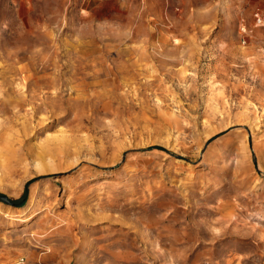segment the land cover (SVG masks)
I'll use <instances>...</instances> for the list:
<instances>
[{"label":"rangeland","instance_id":"1","mask_svg":"<svg viewBox=\"0 0 264 264\" xmlns=\"http://www.w3.org/2000/svg\"><path fill=\"white\" fill-rule=\"evenodd\" d=\"M0 195V264H264V0H0Z\"/></svg>","mask_w":264,"mask_h":264},{"label":"water","instance_id":"2","mask_svg":"<svg viewBox=\"0 0 264 264\" xmlns=\"http://www.w3.org/2000/svg\"><path fill=\"white\" fill-rule=\"evenodd\" d=\"M0 200L7 204H12L11 200L6 196L0 195Z\"/></svg>","mask_w":264,"mask_h":264},{"label":"trees","instance_id":"3","mask_svg":"<svg viewBox=\"0 0 264 264\" xmlns=\"http://www.w3.org/2000/svg\"><path fill=\"white\" fill-rule=\"evenodd\" d=\"M27 189H28V187L26 188V190H25V193H24V196H23V203L26 201V197H27ZM13 203L15 204V205H18V202L17 201H13ZM20 203V202H19ZM22 204V203H21Z\"/></svg>","mask_w":264,"mask_h":264},{"label":"bare ground","instance_id":"4","mask_svg":"<svg viewBox=\"0 0 264 264\" xmlns=\"http://www.w3.org/2000/svg\"><path fill=\"white\" fill-rule=\"evenodd\" d=\"M227 126H228V124H227ZM219 128V127H218ZM228 128V127H227ZM223 129H224V127H223ZM211 132H213V131H211Z\"/></svg>","mask_w":264,"mask_h":264}]
</instances>
